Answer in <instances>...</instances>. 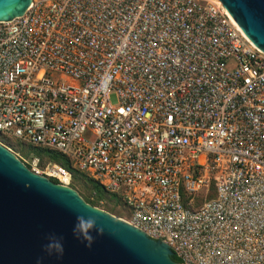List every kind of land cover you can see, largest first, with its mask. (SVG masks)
Returning a JSON list of instances; mask_svg holds the SVG:
<instances>
[{
    "label": "built area",
    "instance_id": "1",
    "mask_svg": "<svg viewBox=\"0 0 264 264\" xmlns=\"http://www.w3.org/2000/svg\"><path fill=\"white\" fill-rule=\"evenodd\" d=\"M0 134L181 264H264V54L219 0H30L0 21Z\"/></svg>",
    "mask_w": 264,
    "mask_h": 264
},
{
    "label": "water",
    "instance_id": "2",
    "mask_svg": "<svg viewBox=\"0 0 264 264\" xmlns=\"http://www.w3.org/2000/svg\"><path fill=\"white\" fill-rule=\"evenodd\" d=\"M231 21L264 54V0H219ZM30 0H0V21L22 15ZM96 227L74 235L78 217ZM103 228L98 232L97 228ZM58 238L63 251L46 245ZM0 264H181L177 255L106 213L86 205L72 190L29 171L0 145Z\"/></svg>",
    "mask_w": 264,
    "mask_h": 264
},
{
    "label": "rangeland",
    "instance_id": "3",
    "mask_svg": "<svg viewBox=\"0 0 264 264\" xmlns=\"http://www.w3.org/2000/svg\"><path fill=\"white\" fill-rule=\"evenodd\" d=\"M0 144L7 148L29 171L32 170L30 163L34 158L39 159L40 169L45 168L50 163L45 156L36 155L26 145H22L11 139H9V145ZM69 189L74 191L86 205L98 211L106 213L118 220L128 221L130 219V211L128 209L122 207L116 199L107 194L99 197L92 186L83 178H77L71 182Z\"/></svg>",
    "mask_w": 264,
    "mask_h": 264
},
{
    "label": "trees",
    "instance_id": "4",
    "mask_svg": "<svg viewBox=\"0 0 264 264\" xmlns=\"http://www.w3.org/2000/svg\"><path fill=\"white\" fill-rule=\"evenodd\" d=\"M9 139L10 138L4 136L3 134H0V143L5 144V145H9ZM18 143H20V142H18ZM20 144H22V143H20ZM22 145H25V144H22ZM26 146L29 147L34 154L39 155V156L43 155L48 159L49 162L56 163V164L62 166L63 168L67 169L69 172H71L72 182L74 180H76L77 178H83L87 183H89L92 186V188L99 195V197H102L104 194H107L110 197H113L114 199H116L120 203V205H122V207H123L122 202L120 201V199L117 196L112 195L110 193H107L95 181H93L92 179H89L88 177H86L85 175H83L77 171H74L71 168L69 161L65 157H63L62 155H60L54 151L47 150V149L35 148V147L29 146V145H26ZM50 181L54 184H57V181H55V180H50Z\"/></svg>",
    "mask_w": 264,
    "mask_h": 264
},
{
    "label": "clouds",
    "instance_id": "5",
    "mask_svg": "<svg viewBox=\"0 0 264 264\" xmlns=\"http://www.w3.org/2000/svg\"><path fill=\"white\" fill-rule=\"evenodd\" d=\"M96 227V221L93 218L85 219L84 217H78L77 218V224L74 227V235H76L78 238L80 236H83L84 239L87 242V246H91V242L93 241V237L90 234H86L87 230L89 228ZM98 232H102L103 228H97ZM53 249L56 250V252H62L63 251V244L60 239L58 238H52L50 242L46 245V251L49 252V254H52Z\"/></svg>",
    "mask_w": 264,
    "mask_h": 264
},
{
    "label": "bare ground",
    "instance_id": "6",
    "mask_svg": "<svg viewBox=\"0 0 264 264\" xmlns=\"http://www.w3.org/2000/svg\"><path fill=\"white\" fill-rule=\"evenodd\" d=\"M9 151V150H8ZM66 188H68L69 189V187H66Z\"/></svg>",
    "mask_w": 264,
    "mask_h": 264
}]
</instances>
